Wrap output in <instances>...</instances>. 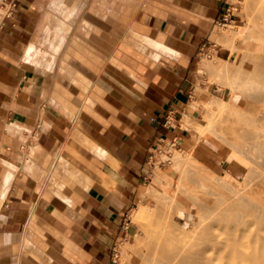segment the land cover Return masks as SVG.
Returning <instances> with one entry per match:
<instances>
[{
  "label": "crops",
  "instance_id": "crops-1",
  "mask_svg": "<svg viewBox=\"0 0 264 264\" xmlns=\"http://www.w3.org/2000/svg\"><path fill=\"white\" fill-rule=\"evenodd\" d=\"M228 4L0 0V264H112Z\"/></svg>",
  "mask_w": 264,
  "mask_h": 264
},
{
  "label": "rangeland",
  "instance_id": "rangeland-1",
  "mask_svg": "<svg viewBox=\"0 0 264 264\" xmlns=\"http://www.w3.org/2000/svg\"><path fill=\"white\" fill-rule=\"evenodd\" d=\"M260 3L264 6V0H229L227 25L221 28L216 46L203 51L197 60L195 92L188 111L178 121L184 132L176 140L162 142L155 150L142 200L131 214L126 233L115 245L112 264H138L136 249L143 247L145 251L152 238L161 236V231L167 234L174 230L176 237L192 240L206 235L209 227L228 231L235 212L228 207L236 194L264 188V154L255 147L257 139L253 138L264 135V103L253 108L256 124L241 121L239 117L249 110L238 100L243 95L237 85L238 79L252 69L248 64L253 62L251 58H264V48L258 41L259 29L264 27V16L258 12ZM252 70L256 73L259 69ZM210 118L213 121L209 137L237 146V156L245 165L233 162L211 141H199L197 127L207 124ZM197 140L199 147L192 153L189 144ZM140 212H145L147 219L136 224L134 218ZM150 228L160 232L149 237Z\"/></svg>",
  "mask_w": 264,
  "mask_h": 264
},
{
  "label": "bare ground",
  "instance_id": "bare-ground-1",
  "mask_svg": "<svg viewBox=\"0 0 264 264\" xmlns=\"http://www.w3.org/2000/svg\"><path fill=\"white\" fill-rule=\"evenodd\" d=\"M258 12L264 16L262 3L258 5ZM259 30L258 41L262 45L261 48H264V27H260ZM245 59L243 58V60ZM249 59L248 61L251 62ZM254 59L258 60V58ZM251 60L253 62L248 64L253 66L252 69L254 68V71L259 70L254 73L251 69V74L253 73L251 75L248 69V74H245L248 77L243 76L244 74L239 76L244 78L238 79V89L240 88V94L243 95L238 100H242L249 110V113L239 117V119L256 124L258 119L253 108H258L259 104L264 103V68H256L260 65L264 66V58L258 60L259 62L256 61V63L252 58ZM245 90L247 91L246 94L244 93ZM212 121L213 119L210 118L207 124H201L197 127L199 141H211L226 152L233 162L236 161L245 165L237 156V146L227 141V144L221 140L215 142L209 137V133H212ZM253 138L257 139L254 144L255 147L264 154V135H254ZM199 141L189 144L190 148L192 147V153H196ZM225 145L234 148V150L228 149ZM226 174L228 176L233 175L232 173ZM259 188H257L258 191L254 188L257 191L254 193L252 192L254 190H251V193L247 191L246 193L238 192L232 200V204L229 203L228 208L235 212L233 214V226L228 231H216L213 229L214 227H209L206 235L192 240L191 238L176 237L174 230L167 234L161 231V236L156 238L154 236L160 232L159 229L150 228L147 235L154 237L150 246L145 251L143 247H140L134 252L138 258V264H264V191H259ZM260 189L264 190L262 187ZM146 219L147 214L140 212L136 214L134 221L136 224H140Z\"/></svg>",
  "mask_w": 264,
  "mask_h": 264
}]
</instances>
